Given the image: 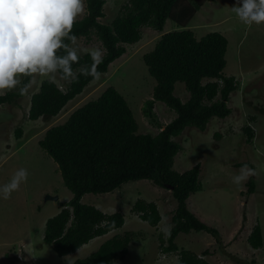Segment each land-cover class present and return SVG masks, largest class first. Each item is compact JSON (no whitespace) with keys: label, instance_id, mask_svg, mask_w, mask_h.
Here are the masks:
<instances>
[{"label":"rangeland","instance_id":"obj_1","mask_svg":"<svg viewBox=\"0 0 264 264\" xmlns=\"http://www.w3.org/2000/svg\"><path fill=\"white\" fill-rule=\"evenodd\" d=\"M128 1L105 0L104 17L99 22L110 24ZM235 2L207 0L197 8L191 0H183L181 4L187 3L195 11L185 14L190 17L185 28L170 20L161 33L143 28L138 43L125 45V54L48 122L27 120L30 98L44 80L62 84L58 75L56 79L31 78L27 94L12 104L0 105V185L7 183L18 168L23 167L29 173L27 182L18 191L7 200L0 199V264H73L96 252L103 240L125 232L130 233L131 242L126 255L117 258L114 264H178L175 253L164 254L159 246V236L171 226L176 201L171 191L149 180L128 182L107 194L84 195L81 202L85 205L109 215L121 213L124 226L95 239V243L89 242L74 254L57 256L43 242L45 222L59 212V204L68 202L72 194L63 185L57 164L38 146V141L49 127L64 123L73 111L98 98L108 87L115 88L128 104L138 124V134H158L176 114L161 102H154L150 117L143 114L145 102L152 100L155 81L142 57L153 50L163 33L182 29L192 31L197 39L211 32L227 39L223 75L235 77L238 88L227 103L231 109L227 118H212L204 131L186 127L173 138L181 146L174 158V170L183 173L200 165L201 190L190 195L188 207L219 231L222 242L218 245L208 233L193 231L179 234L175 242L179 248L196 253L210 264H264V24L249 26L241 22L231 10ZM70 47H77L79 55L94 48L103 50L94 33L89 40L78 38ZM209 81L204 79L202 83ZM174 94L186 101L188 93L183 83L175 84ZM246 126L253 131L251 142L246 139ZM18 128L23 129L21 138L15 137ZM244 163L255 171L249 177L255 183L250 195H247L249 178L242 186L232 182V176ZM47 195L57 196L58 201L45 202ZM138 199L157 205L161 215L157 227L149 226L130 212ZM256 224L261 227L263 246L253 250L246 237ZM206 250L208 255L203 256Z\"/></svg>","mask_w":264,"mask_h":264},{"label":"trees","instance_id":"obj_2","mask_svg":"<svg viewBox=\"0 0 264 264\" xmlns=\"http://www.w3.org/2000/svg\"><path fill=\"white\" fill-rule=\"evenodd\" d=\"M183 0H129L121 12L108 25L101 24L105 0H86L85 15L76 21L72 32L78 38L90 39L96 35L107 49L98 70L105 74L110 64L125 54V45L138 43L142 29L163 32L168 20L185 28L194 14ZM200 8L207 0H191ZM236 1V0H235ZM189 10V11H188ZM71 45L70 41H66ZM228 41L218 32H211L197 39L188 29L163 33L153 50L142 59L149 75L154 79L152 100L144 104L143 114L152 115L154 102H161L176 114L156 135L138 134V124L128 104L113 87L105 89L95 100L73 111L60 125L49 127L38 146L57 164L63 185L71 192L68 202L60 203L59 212L47 219L43 242L50 245L59 257L76 253L90 241L105 236L124 226L121 213L105 214L94 206L81 202L86 194H107L128 182L149 180L154 185L171 191L176 207L171 216V227L159 236V246L164 254L175 253L178 264H210L196 253L179 248L175 242L179 234L206 232L218 245L222 242L219 231L208 225L188 207L191 194L201 190L200 165L178 173L174 170V158L181 146L173 141L186 127L204 131L209 121L216 117L225 119L231 114L227 103L231 93L237 90L235 77H226L225 55ZM88 53L80 55L74 71L91 64ZM31 78H22L15 91L0 95V105L12 104L25 94L20 87ZM211 80L203 84V80ZM96 79L80 76L75 81L62 80L56 84L44 80L30 98L27 120L48 122L80 95ZM181 82L188 93L183 102L174 94L175 84ZM22 128L15 131L21 138ZM247 142L253 131L244 128ZM245 164V163H244ZM242 164V165H244ZM248 165V164H247ZM254 181L249 178L247 195L254 192ZM130 212L151 227H157L161 215L154 202L136 200ZM131 242L130 233L114 235L96 252L73 264H114L123 258ZM247 244L253 250L263 246L262 231L256 224L249 232ZM204 251L203 256H207Z\"/></svg>","mask_w":264,"mask_h":264},{"label":"clouds","instance_id":"obj_3","mask_svg":"<svg viewBox=\"0 0 264 264\" xmlns=\"http://www.w3.org/2000/svg\"><path fill=\"white\" fill-rule=\"evenodd\" d=\"M85 7L86 0H0V95L16 89L25 77L100 79L98 67L107 49H91V64L76 72L73 65L80 61L78 48L66 42L76 44L78 37L72 28ZM231 10L246 25L264 24V0H236ZM31 82L19 88L21 94L28 93ZM28 175L27 169L18 168L7 183L0 185V199H9L27 182ZM253 175L254 169L244 164L232 176V182L242 186Z\"/></svg>","mask_w":264,"mask_h":264},{"label":"water","instance_id":"obj_4","mask_svg":"<svg viewBox=\"0 0 264 264\" xmlns=\"http://www.w3.org/2000/svg\"><path fill=\"white\" fill-rule=\"evenodd\" d=\"M44 201H58V197L57 196H50V195H47L45 196L44 198Z\"/></svg>","mask_w":264,"mask_h":264},{"label":"crops","instance_id":"obj_5","mask_svg":"<svg viewBox=\"0 0 264 264\" xmlns=\"http://www.w3.org/2000/svg\"><path fill=\"white\" fill-rule=\"evenodd\" d=\"M188 97H189V95H187V98H186V100L188 99ZM160 103V102H159ZM111 233V232H110ZM249 234V233H248ZM108 235V234H107ZM107 235H105V236H107ZM248 236V235H247ZM102 237H104V236H102ZM111 238V237H110ZM247 238V237H246ZM97 239V238H96ZM93 241V240H92ZM91 242V241H90ZM94 243H95V239H94V241H93ZM103 242H105V240H103ZM89 244V243H88ZM86 246V245H85ZM84 247V246H83ZM82 247V248H83Z\"/></svg>","mask_w":264,"mask_h":264}]
</instances>
